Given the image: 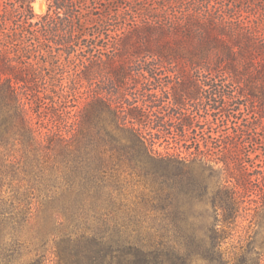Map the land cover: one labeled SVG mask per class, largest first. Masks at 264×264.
<instances>
[{
	"label": "trees",
	"instance_id": "1",
	"mask_svg": "<svg viewBox=\"0 0 264 264\" xmlns=\"http://www.w3.org/2000/svg\"><path fill=\"white\" fill-rule=\"evenodd\" d=\"M46 1L39 16L35 0H0V264H264L255 243L225 248L249 192L264 200V167L253 179L241 158L264 147L259 25L211 0ZM193 70L236 89L204 91ZM126 166L150 180L157 226L124 209ZM33 211L44 225L26 239Z\"/></svg>",
	"mask_w": 264,
	"mask_h": 264
},
{
	"label": "rangeland",
	"instance_id": "2",
	"mask_svg": "<svg viewBox=\"0 0 264 264\" xmlns=\"http://www.w3.org/2000/svg\"><path fill=\"white\" fill-rule=\"evenodd\" d=\"M45 1L46 9L43 12H37L35 10L33 3V10L36 15H43L47 12L48 4L47 1ZM175 2L180 3H186L190 1L195 0H173ZM198 1V0H197ZM122 2V1H121ZM160 2V3H159ZM211 2L218 3L221 5H225L227 9L231 8V17L233 20L237 23H242L245 26H254L259 25L262 33L264 34V0H211ZM103 5V1L101 2ZM163 3V0H135L133 3L134 10H140L153 8L156 4ZM105 6V5H104ZM98 13V12H97ZM138 20V19H137ZM125 22H123V25ZM136 24L135 22L132 24ZM111 40V39H108ZM215 61V58L212 60ZM258 65H264L263 60H256L255 62ZM175 70L177 67H174ZM171 73L167 71V73L163 75L164 82H172L173 77H176L175 73ZM192 74L196 75L198 77V85L200 84V87H204V91L211 92V84L213 83L215 85V88L223 89L224 86H230L232 89H236V87L233 85H227L228 82H224L222 80H219L217 82H213V77H210L206 73H202L203 71L200 70H193L191 71ZM171 76V77H169ZM172 78V79H171ZM130 82V81H129ZM128 82V83H129ZM133 82L131 81V84L127 85L126 90L130 97L134 99L133 103H139L140 105H144L143 100L141 99L142 96L139 93V90L141 89V82L139 85H133ZM136 97V98H134ZM211 102L207 101V103L200 102V105L209 104ZM146 106V105H145ZM162 113V114H161ZM161 113H149V116H146L144 118V124H146V127H150L151 122H149V118L151 119L158 116V115H164L166 117V120L170 117V115H173V110L166 108L161 110ZM220 114L218 115V117ZM244 116V114H243ZM242 117V115L240 116ZM239 117V118H240ZM253 121L256 122V118L252 117ZM36 122V119H35ZM235 123H237V120H231L225 122H220L218 125H220V128L215 126L213 128L217 129L218 132L221 134L227 133V131H230V127L234 126ZM209 131H211L212 128L207 127ZM217 132V131H216ZM175 136V135H173ZM216 136H213L212 139L208 140V147L209 150L212 152H216L217 148L220 145V141H218ZM251 137H255L253 133H251ZM193 138H195L193 140ZM199 136L197 134H191V137L189 138L193 142V146H196L199 144ZM198 139V140H197ZM172 141V140H171ZM175 142V141H174ZM260 141L255 143L247 144V146L242 151L241 158L242 161L249 163L254 168H249L250 172H248V175L252 177L253 179L257 177L259 171H261V167H264V147L262 144H259ZM164 146L158 147V150L162 153H164L165 150V144ZM257 150L258 152L255 154H251V151ZM215 157H219L218 155H215ZM234 167V166H231ZM264 169V168H263ZM137 172V173H136ZM139 170H134V172L129 167H123L122 169H119L116 171L117 175L119 176L121 190V200L125 204V210H127L130 213V216L133 220H138L142 222V226L150 227V226H157L160 224V221H155L153 216L155 214H158L157 211H160L161 205L157 201H152L153 192L151 191V184L150 180H147L144 176L138 175ZM136 173V174H135ZM225 176H222L224 178ZM216 181V180H214ZM218 181V180H217ZM18 185V183H16ZM256 184L253 185V189L255 188ZM11 190V189H10ZM118 193V192H117ZM254 190L252 192H249L248 195L244 199V203L241 204L240 210L238 212V216L236 217L235 221L231 225L232 231L229 232V237L226 240L225 248H227L230 251H241L240 247L241 244L247 245L249 242L255 243L257 247V252L260 254H264V200L262 197L257 196V194H254ZM157 209V210H156ZM34 218L32 220V223L29 227H26V229L23 232V235L26 239H32L34 235H37V233L42 229L44 225L45 217L44 215L40 214L38 215V212L33 211ZM200 227V226H199ZM264 259V258H263ZM50 264H55L54 257H51Z\"/></svg>",
	"mask_w": 264,
	"mask_h": 264
},
{
	"label": "bare ground",
	"instance_id": "3",
	"mask_svg": "<svg viewBox=\"0 0 264 264\" xmlns=\"http://www.w3.org/2000/svg\"><path fill=\"white\" fill-rule=\"evenodd\" d=\"M35 10L37 12H43L46 9L45 1L44 0H37L34 4Z\"/></svg>",
	"mask_w": 264,
	"mask_h": 264
}]
</instances>
